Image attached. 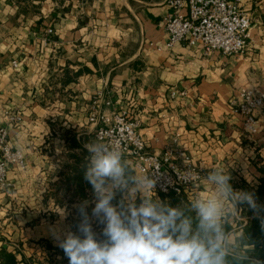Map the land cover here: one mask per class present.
<instances>
[{
  "label": "crops",
  "instance_id": "obj_1",
  "mask_svg": "<svg viewBox=\"0 0 264 264\" xmlns=\"http://www.w3.org/2000/svg\"><path fill=\"white\" fill-rule=\"evenodd\" d=\"M240 5L251 19V41L226 56L186 41L167 46L168 0H0V126L25 157L24 167L10 165V185L0 188V251L27 264L10 244L37 239L47 252L51 228L74 233L66 210L78 213L73 206L94 196L84 173L86 145L97 142L88 120L96 99H112L139 120L147 150L173 148L180 165L185 153L202 171L196 193L207 194L203 177L213 168L229 172L235 191L260 185L264 109L259 133L250 136L229 101L244 87L264 90V0ZM7 113L22 120L10 124ZM154 192L172 207H186L194 194Z\"/></svg>",
  "mask_w": 264,
  "mask_h": 264
},
{
  "label": "clouds",
  "instance_id": "obj_2",
  "mask_svg": "<svg viewBox=\"0 0 264 264\" xmlns=\"http://www.w3.org/2000/svg\"><path fill=\"white\" fill-rule=\"evenodd\" d=\"M86 148L90 155L84 176L95 197L91 217L84 201L74 205L80 235L50 229L69 264H264L250 259L244 233L237 235L229 224L238 216L237 205L254 211L261 206L253 193L233 190L223 168L203 177L206 195L197 193L186 207H172L154 198L156 181L135 172L118 147L90 142ZM118 194L121 199L114 205ZM93 218L103 225V240L93 231Z\"/></svg>",
  "mask_w": 264,
  "mask_h": 264
},
{
  "label": "built area",
  "instance_id": "obj_3",
  "mask_svg": "<svg viewBox=\"0 0 264 264\" xmlns=\"http://www.w3.org/2000/svg\"><path fill=\"white\" fill-rule=\"evenodd\" d=\"M168 5L171 10L164 19L167 46L186 41L190 46L201 45L209 54L220 51L226 56L240 55L249 46L252 24L240 0H168ZM186 94L181 92L183 96ZM229 106L234 114L242 117L245 131L256 136L259 133L257 115L264 109V90L241 88L231 98ZM6 117L10 124L22 120L19 114L7 113ZM88 120L96 126V141L118 147L137 173L149 174L156 181L154 190L157 193L197 194L195 190L199 189L202 180L201 169L193 165L183 152L179 156L184 163L177 164L173 160V148H167L163 155L147 150L140 132V121L132 119L128 111L114 108L112 99L102 103L99 99L94 100ZM177 142L178 136L174 139V143ZM0 150V188H6L10 185V165L24 167L25 157L10 145L8 130L2 126Z\"/></svg>",
  "mask_w": 264,
  "mask_h": 264
},
{
  "label": "rangeland",
  "instance_id": "obj_4",
  "mask_svg": "<svg viewBox=\"0 0 264 264\" xmlns=\"http://www.w3.org/2000/svg\"><path fill=\"white\" fill-rule=\"evenodd\" d=\"M131 168H132V166H131ZM170 194H174V193H170ZM152 195H154V198H157V194H155V192L152 193ZM176 196H177V198L181 199V197L184 196V193L175 194V197ZM88 199H89V201H88L89 203H88V207H87L86 211L88 212V210L91 208L89 210L90 212H88V214H90L89 216L91 217L92 208L95 206V197L94 196L91 198L89 197ZM137 200H141V197L136 196L135 202ZM114 201L115 200H113L112 203H114ZM182 203H183V201L180 202V204H182ZM258 205L261 206L260 208H264V200L260 201V203ZM243 209H244V207H242L240 205L237 206L238 216L233 220V224L231 223L232 224L231 228L234 232L237 233V235H239L240 233H245V228L247 227V225L249 226V225L253 224V221L255 220V218L256 219L258 218L260 220L261 226H262L261 221L264 220V215H262V213L255 212V213H253V215L248 216V215L244 214ZM73 210H74L73 208H71V211L66 210L65 215L67 216V218L69 217V220L67 219V221L69 222L68 225L73 224L72 228L74 229V233H75L76 230H75L74 222H75V220H79L81 218H80L79 214L74 212ZM56 214H57V212H53V214H52L53 217H55ZM76 218H78V219H76ZM53 219H55V218H53ZM97 226H98V222H96L95 219L93 218V221H92L93 231L97 233L98 239L103 240L104 237L102 235L101 227L100 226L97 227ZM262 227L264 228V226H262ZM68 228H70V227H67L66 231ZM96 228H98V229H96ZM37 242H38L37 239L27 240V241L23 242L24 243V246H23L20 241H18V242L16 241L13 244H10V246H11V248H13V251L16 254L19 255L21 253V255L25 254L27 256L26 258L23 259L27 264H61V262L63 261V255H62L63 250L57 246V241L55 239H53L51 241V243L54 246L52 248H50V250L47 252L44 249L47 247L46 242L45 243H43V242L39 243L38 242L39 244ZM246 246L248 248V256L250 257V259L252 261L258 260L257 258H255L256 255L253 252H251V253L249 252L250 250L253 249L254 245H246Z\"/></svg>",
  "mask_w": 264,
  "mask_h": 264
},
{
  "label": "trees",
  "instance_id": "obj_5",
  "mask_svg": "<svg viewBox=\"0 0 264 264\" xmlns=\"http://www.w3.org/2000/svg\"><path fill=\"white\" fill-rule=\"evenodd\" d=\"M247 192L253 193L256 201L258 202L257 204L260 203V201L264 200V179L261 180L260 185L253 190L247 189ZM244 207L243 211L244 214L250 216L253 215L255 212H260L262 215H264V208H260L259 211H254L248 207L247 204H242L240 205ZM80 223L79 220H75L74 225H75V234L80 235L77 225ZM244 243L245 245H254L253 249L250 250L249 252H253L259 261H264V228L260 225V220L255 218L253 221V224L247 225L245 228V233H244ZM63 255V261L61 264H69L68 258L65 256L64 252L62 251ZM0 260L2 261V264H19L16 256L14 253L9 252L8 249L2 248L0 251Z\"/></svg>",
  "mask_w": 264,
  "mask_h": 264
}]
</instances>
